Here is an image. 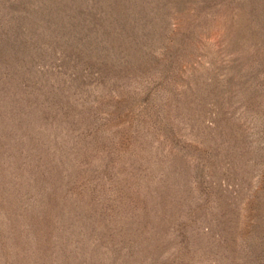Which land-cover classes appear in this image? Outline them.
Instances as JSON below:
<instances>
[{"label":"rangeland","instance_id":"obj_1","mask_svg":"<svg viewBox=\"0 0 264 264\" xmlns=\"http://www.w3.org/2000/svg\"><path fill=\"white\" fill-rule=\"evenodd\" d=\"M0 264H264V0H0Z\"/></svg>","mask_w":264,"mask_h":264}]
</instances>
